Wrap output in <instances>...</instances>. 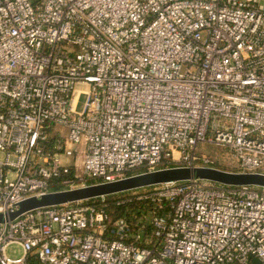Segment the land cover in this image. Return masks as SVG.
<instances>
[{
	"label": "built area",
	"instance_id": "2783aa9c",
	"mask_svg": "<svg viewBox=\"0 0 264 264\" xmlns=\"http://www.w3.org/2000/svg\"><path fill=\"white\" fill-rule=\"evenodd\" d=\"M200 144L264 174V0H0V264H264L255 185L192 178L10 217L216 168Z\"/></svg>",
	"mask_w": 264,
	"mask_h": 264
},
{
	"label": "water",
	"instance_id": "95a60500",
	"mask_svg": "<svg viewBox=\"0 0 264 264\" xmlns=\"http://www.w3.org/2000/svg\"><path fill=\"white\" fill-rule=\"evenodd\" d=\"M192 178H201L225 185H255L264 188L263 173L231 172L213 167H171L133 175L115 182L90 185L73 190L51 192L41 198L31 197L21 202L20 208L12 213L10 217L15 218L23 212L36 208L60 205L78 200H88L164 182L183 181ZM4 219L5 216L0 214V222L4 221Z\"/></svg>",
	"mask_w": 264,
	"mask_h": 264
},
{
	"label": "rangeland",
	"instance_id": "374dc122",
	"mask_svg": "<svg viewBox=\"0 0 264 264\" xmlns=\"http://www.w3.org/2000/svg\"><path fill=\"white\" fill-rule=\"evenodd\" d=\"M84 102H85V96L82 95L80 97L79 104H78L79 110H82V108L84 106ZM57 132H61L63 135H67V129L65 127L59 126V125L53 127L51 129V131H49V133L51 135H53V134L56 135ZM200 151L208 154L210 157H212L213 159L218 161V165L216 168L226 170V171H231V172H238V169L235 167V163L233 162V159L228 160V159L224 158L222 156V153L220 152L219 147H217L215 145L200 144L199 145V152ZM150 188H151V186L143 187V188H137L134 190L126 191L127 192L126 194L127 195L139 194V193H143V192L148 191ZM113 195H115V194H113ZM119 197H121V195H119ZM118 210L120 211V208H118Z\"/></svg>",
	"mask_w": 264,
	"mask_h": 264
},
{
	"label": "trees",
	"instance_id": "16d2710c",
	"mask_svg": "<svg viewBox=\"0 0 264 264\" xmlns=\"http://www.w3.org/2000/svg\"><path fill=\"white\" fill-rule=\"evenodd\" d=\"M126 193H127V192H123V193H119V194H115V195H109V196H108V199H109V200H114L115 198H118L119 195H121V197L127 195ZM111 210L113 211L114 214H116V215L118 214V211H119L118 208H114V207H112Z\"/></svg>",
	"mask_w": 264,
	"mask_h": 264
}]
</instances>
